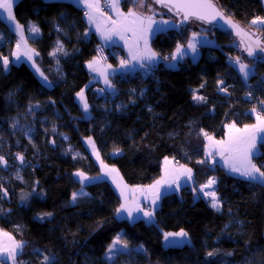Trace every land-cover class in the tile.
<instances>
[{
	"label": "trees",
	"instance_id": "1",
	"mask_svg": "<svg viewBox=\"0 0 264 264\" xmlns=\"http://www.w3.org/2000/svg\"><path fill=\"white\" fill-rule=\"evenodd\" d=\"M213 1L242 27L264 38V30L252 23L264 17L262 0ZM151 4L165 11L166 17L176 18L153 0ZM133 6L131 0L124 3L125 8ZM14 16L26 28L29 24L39 28L40 36L29 42L53 83L51 88L44 86L26 64L5 71L2 58L11 55L15 37L0 20V126L24 115L22 130L27 125L35 130L33 145L22 130L13 133L9 128L0 143V157L1 144L8 143L9 160L24 154L28 164L26 185L18 184L10 201L0 194V229L25 243L19 264H42L45 256L50 264H107L108 248L120 234L130 247L143 249L132 264H264V186L233 177L204 156L207 136L223 138L231 122L252 123L253 108L264 117V62L249 60L230 33L191 21L186 27L159 33L154 49L171 58L178 44L187 45L197 33L190 26L193 22L206 27L217 46L202 48L197 61L186 58L178 68L167 66L166 59L147 79L116 75V91L102 95L101 85L93 82L86 68L99 41L89 34L82 9L69 2L19 0ZM58 40L66 53L53 55ZM237 57L256 66L248 84L234 69ZM111 61L117 62L114 57ZM221 84L227 96L221 94ZM131 89L137 94H131ZM141 90H146L143 98L138 95ZM82 91L90 118L77 100ZM104 100H108L105 106ZM119 101L126 106L119 108ZM62 134L82 159L64 154L67 142ZM85 140L93 142L102 165L115 169L130 187L154 184L166 159L178 158L194 170L196 186L217 181L219 209L209 211L189 191L182 198L166 196L153 224L119 220L116 214L122 201L103 178V166L95 162ZM256 163L264 165V143ZM78 172L87 179L81 182ZM82 188L87 195L73 201L72 194ZM178 231L188 233L191 244L166 247L165 233ZM209 252L215 255L209 257Z\"/></svg>",
	"mask_w": 264,
	"mask_h": 264
},
{
	"label": "crops",
	"instance_id": "2",
	"mask_svg": "<svg viewBox=\"0 0 264 264\" xmlns=\"http://www.w3.org/2000/svg\"><path fill=\"white\" fill-rule=\"evenodd\" d=\"M19 0H14L13 4V14H14V8ZM45 2H69L75 5L76 7L80 8L84 12V18L86 21V24L88 26V32L89 34L95 35V37L98 39L99 44L103 45L107 50H112L113 48H120L127 58L129 59V64L124 67L122 65H119L118 62H110L109 64L103 66L100 63L97 62V60L94 58L92 61L88 62L86 64L87 70L92 75L93 82L100 84L101 87L104 89V91L108 94H113L116 91V84L114 82V78L118 72H125V71H136L142 69L140 67V64L143 63L145 65L149 66H159L163 61L161 59V55L154 49L153 47V40L154 38L162 32H167L173 29L179 28L178 20L177 18L173 17H166L165 11L161 9H153L152 11H148L147 8L143 10H139L143 12L144 16H151L154 23L149 25L147 22H145L143 25H140L139 23L131 24L130 21L133 19L132 17H128L127 13L129 9H133L134 11H137L136 8H125L124 3L126 0H120V4L118 6V10L116 8L112 7V0H97V7H94L92 9H89L84 0H44ZM134 3V0H131V3ZM264 5V0H262ZM152 5V4H150ZM90 13L94 20L89 21L88 16L85 15V13ZM123 13L124 15H121ZM7 13L3 12V10H0V20L4 22L8 28V31L15 37V43L14 48L12 50V53L8 57L2 58V65L6 72H8L13 65H20V64H26L28 65L31 70L36 74L40 82L46 86L51 88L53 86L52 81L49 79V77L45 74L42 67L39 64V53L36 51L30 44L29 39L30 38H37L40 36V32H31L30 26L33 24H29V26L26 28L22 24H20L16 18L14 22H9V20L6 18ZM264 18V17H263ZM119 20L120 23L116 24L114 21ZM15 23H19L22 26L21 30H17L15 28ZM36 25V24H35ZM258 28L264 30V25L257 22L255 24ZM37 26V25H36ZM124 28H128L130 30L124 31ZM151 29L150 31H147L148 29ZM197 31V40L193 41L196 43V52L193 53L190 48H188V44L182 46V54L178 55L176 59L168 58L165 62L167 66L170 68H178L180 64L186 59L190 58L194 62L197 61L201 56V49L204 47H215L217 46V43L215 39H213L209 34L205 32L207 30L206 27L201 26L200 24H197L193 27ZM131 29H135L136 31L133 32ZM204 31V32H203ZM105 36H109V39H105ZM123 36V38H121ZM144 36L147 39V48L150 49L152 52L156 53V56L153 60L149 61L147 59H133L131 52L137 51V45L139 47L140 53L145 52V45H144V39H138V37ZM193 34L190 37V40H192ZM189 40V41H190ZM19 45V47H17ZM38 53V55H37ZM176 51L174 52V54ZM31 56V59L28 57ZM19 57V58H18ZM8 60L7 66L4 65V59ZM242 63H245L249 66L250 75L247 79L244 78L243 74L239 72V65L236 63V61L233 62L234 69L237 71V73L240 75L241 79L245 84H248L250 79L256 74V66L253 64H249L245 62L244 60L240 59ZM92 64V67H89V64ZM109 65L111 67H109ZM39 69V71H37ZM95 69V70H93ZM41 73H43V76H41ZM108 74V79L111 82L112 87H109L105 83V75ZM44 77H47V80H44ZM83 95L84 91L81 92ZM78 102L83 106L85 103V99L83 97V100L81 99L80 95L77 97ZM88 105V104H87ZM89 107L88 111L89 112ZM86 112V118L91 117V113ZM252 115L254 116V121L250 124L246 125H257L256 128H248L245 130V126H238L236 123L231 122L228 123L225 126V133L223 138H216L213 135L207 136L205 138L204 142V156L205 159L212 164H218L222 168L225 169V171L236 178L246 180L245 178L241 177L239 173L231 172L230 168L225 165L224 158L227 157L229 154L227 152L224 153V156L220 154L221 152V146L218 145L217 141H224L225 143H228L230 140V135H245L248 137H255V147L252 149L254 153L253 157V163H256V158L260 154V146L264 143V139H261L264 137V124L261 123V121L258 119L257 111L253 112ZM261 117V116H260ZM235 124V129H230L228 126ZM236 129H239L240 131L237 132ZM85 145L89 149L93 159L96 163H98L100 166H103L100 160L99 153L97 152V149L93 142L91 140H85ZM185 169H191V178H189L188 173L185 171ZM103 178L109 180L113 187L115 188L116 192L118 193L122 204L127 205V207L134 209L132 212V217H128L127 211H122L121 214L117 216L119 220H127L131 224L134 222H137L139 220H144L147 224H153L156 222V211L160 208L161 203L163 199L166 196H177L179 198H182L184 194L187 192L193 194V199L196 202H199L200 205L205 206L206 200H208L209 196H206L204 193L208 192L207 190L201 191V186H196V180L194 176V170L184 163H174L172 159H168L167 163L165 162L164 167L161 172V176L158 178L157 181H160V183L157 185L156 182L149 186H155V187H149V186H136V187H130L127 185L124 180L121 178L119 173L113 168H107L103 166ZM214 180V183L212 185V188L215 190L216 180ZM248 181V180H247ZM211 188V187H210ZM158 197V198H157ZM208 198V199H207ZM155 200V203L153 201ZM142 208L145 211H151L152 216H144V213L142 211H137L135 209ZM1 230V229H0ZM8 233V236H4L2 233H0V245H4L7 247H14L16 243H22L23 249L25 246V243L18 240L12 233L8 231H4ZM173 232V233H179ZM184 232V231H183ZM171 233V232H170ZM11 237V239H9ZM176 240L168 241L164 238V245L166 247H184L191 244V238L187 233L186 237H176ZM22 249V252H23ZM21 252V254H22ZM20 254V256H21ZM19 256V257H20ZM18 257V258H19ZM7 264H12L11 261H7ZM19 264V261H18Z\"/></svg>",
	"mask_w": 264,
	"mask_h": 264
},
{
	"label": "snow or ice",
	"instance_id": "3",
	"mask_svg": "<svg viewBox=\"0 0 264 264\" xmlns=\"http://www.w3.org/2000/svg\"><path fill=\"white\" fill-rule=\"evenodd\" d=\"M86 6L89 9H92L94 7H97V0H84ZM156 3H160L162 6H167L165 4V0H155ZM170 3L174 7H176L177 11H184V19L187 20L189 16H193L198 20L202 21H208L211 22L214 20L216 17H220V19H224L226 23H231L229 19H226L224 16V13L222 10L217 8L213 3L212 0H169ZM13 4L14 0H0V10H3V12L7 13V19L9 22H14L15 21V16L13 14ZM120 4V0H112V7L116 8L118 10V6ZM151 0H134V8L137 9V11H134L133 9H129L127 16L132 17L133 19L130 21L131 24H136L139 23L140 25H143L145 22H147L149 25L154 23L152 20L151 16H144L142 11L146 9L148 11H152L151 7ZM171 10V8L169 9ZM86 16H88L89 21H93L94 18L93 16L86 12ZM121 15H124L121 13ZM259 22L260 24L264 25V18L257 17L256 20H253L252 23L256 24ZM114 23L119 24L120 21H114ZM231 26L234 29H238V26L236 24H231ZM15 28L17 30H21L22 26L19 23H15ZM124 31H128L130 29L124 28ZM133 32H135V29H131ZM151 29L149 28L147 31H150ZM30 31L31 32H39V28L33 24L30 26ZM239 31V30H238ZM109 36H105V39H109ZM123 38V36L121 37ZM138 39H144V45H145V52L140 53L139 47L137 45V51L136 52H131L130 54L132 55L133 59H147L149 61L153 60L156 56L155 52H152L150 49L147 48V39L144 36L138 37ZM197 40V34L193 33L192 40L188 42V48L192 50L193 53L196 52V43L193 41ZM19 47V45H17ZM182 46L177 45L176 47V53L173 54L172 59H176L178 55L182 54ZM261 51H264V49H261ZM38 55V53H37ZM55 55V53H53ZM248 55L252 56L253 52L251 49L248 50ZM19 58V57H18ZM31 59V56L28 57ZM167 59V58H166ZM236 63L239 65V72L243 74L244 78L247 79L248 76L251 74L249 70V66L245 63H242L240 59L237 57L236 58ZM8 60L5 58L4 59V65L7 66ZM121 65L126 67L127 66V61L126 60H121ZM89 67H92V64H89ZM109 67H111L109 65ZM140 67L144 68L146 67L145 64L141 63ZM95 70V69H93ZM39 71V69H37ZM105 75V83L109 86L112 87L110 80L108 79V74ZM41 76H43V73H41ZM44 80H47V77H44ZM222 83V82H221ZM46 86H51L46 85ZM222 91H226V89H221ZM81 99L83 100V94L79 93ZM194 99L197 100H204V97L202 96H194ZM261 103H264L262 101ZM84 111H88V105L85 102L84 105ZM253 112L256 111L255 108L252 109ZM258 119L261 121L262 124H264V117L258 116ZM230 129H235L236 126L235 124L229 125L228 126ZM257 125H246L245 130L248 128H256ZM237 132H239V129H236ZM207 135V133H205ZM261 139H264L262 137ZM218 145L221 146V152L220 154L224 156V153L227 152L229 155L224 158V163L230 168L231 172H236L239 173V175L249 182H254V183H259L262 186H264V165L258 166L257 164L253 163V157L254 153L252 149L255 147V137H248L245 135H230V140L228 143H225L224 141H217L216 142ZM21 161H23V157L19 156L18 157ZM75 158V157H74ZM167 163V159L165 161ZM0 164H5L6 161L4 160L3 157H0ZM185 171L188 173L189 178H191V169H185ZM76 175L81 177V182L83 180L87 179V177L84 176L83 173L78 172ZM160 181H157L156 184L158 185ZM214 183L213 179L208 180L207 184L203 185L201 188V191H203L204 188H210ZM149 187H155L149 186ZM206 196H210L211 199V206L213 208L219 209L220 207V202L217 198V193L216 191H210L204 193ZM77 193L72 194V199L75 201L77 199ZM79 195H87L86 192L83 191V188L81 189V192ZM158 198V197H157ZM155 203V200L153 201ZM134 209L127 207V205L122 204L120 208L117 209V215L119 216L122 211H127L128 217H132V212ZM137 211H142L144 213V216L151 217L152 212L151 211H145L142 208L135 209ZM45 215H51L50 213H46ZM42 219V217H41ZM0 233H2L4 236H8V233L3 232V230H0ZM173 236H178V237H186L187 233L186 232H179V233H165V240H167L169 237ZM11 239V237H9ZM122 245L123 248H127L128 244L127 241H122L120 237H117L112 245L109 246L108 251L106 253V258L108 260H111L113 258L114 254H119L120 249L116 248V245ZM23 249V244L22 243H16L14 247H7L4 245H0V264H7V261H11L12 264H18V257L20 256L21 252ZM215 255L213 252H209L208 256L211 257ZM42 264H50V258L45 256L43 258Z\"/></svg>",
	"mask_w": 264,
	"mask_h": 264
},
{
	"label": "rangeland",
	"instance_id": "4",
	"mask_svg": "<svg viewBox=\"0 0 264 264\" xmlns=\"http://www.w3.org/2000/svg\"><path fill=\"white\" fill-rule=\"evenodd\" d=\"M150 7H151L152 10L156 9L153 4L150 5ZM156 11H157V9H156ZM195 25H196V22H193V23L190 24L191 27H194ZM59 32L63 33L65 35V33L63 32L62 29H59ZM113 49H116V48H113ZM54 53L56 55L65 54L66 53L64 44H63V42L61 40L57 41L56 49H55ZM95 59L97 60L98 63H100L97 58H95ZM161 59H162V55H161ZM100 64L103 65V66L107 65V64H102V63H100ZM118 64L121 65V63H119V62H118ZM128 64H129V59H128L127 65ZM146 67H147V65H146ZM60 70H61V68L58 66L57 67V71H60ZM127 72H129V71L118 72L116 75H118L120 73H127ZM223 86H224V84H223ZM221 88L225 89L223 87H221ZM145 91L146 90H141L138 93L139 97L143 98L145 96ZM130 93L131 94L132 93L133 94H137V92L136 91H132V89L130 90ZM83 97L85 99V102L87 103L86 93H84ZM106 103H108V100H104L102 105L105 106ZM116 105L119 108H123V107L126 106L123 101L117 102ZM88 107H89V110H90L89 104H88ZM89 112H87V113H89ZM28 115H32V109H29ZM25 119H26V116L22 115V116H19V117L10 118L7 121H5V123L0 126V143L5 141L4 136H3L4 129L9 128V129L12 130L13 133H16V132L22 130L21 126H22V123L24 122ZM22 131H23L24 136L27 139L28 143L30 145H33L34 144V135H35V130H34L33 126L27 125ZM62 137L67 142V145H66V147L64 149V154L66 156L71 157L74 160L82 159L83 155L80 152L75 151L73 149V147L68 144L69 137L67 135H65V134H62ZM190 139H191V137H189L188 140H190ZM1 145L4 148V151H3L2 155H1V157H3L4 160L6 161V165L5 164H0V194L3 195V194L6 193L8 195L14 196L13 193H14L15 189L17 188L18 184L19 185L20 184L21 185H26V181H25V176L24 175H25L26 169L28 167V164H26L25 161H23L22 165L19 164V158L18 157L19 156L24 157V154H19L18 153V155L14 156V158L12 160H9L11 158V155H10L11 147L8 146V143L1 144ZM18 147H21L20 143H18ZM2 189L4 190V192L2 191ZM205 190H207L208 192L215 191L212 188V186H211V188H204L203 189V191H205ZM79 193H77L78 194L77 197L83 196V195H79ZM208 198H207L208 200H206V204H205L207 206V209L209 211H211L213 209H216V208H213L211 206V199L212 198L210 196ZM2 211H3V206H2V202L0 201V213H2ZM171 233H173V232H171ZM118 237H120L122 241H125V240H123L124 236L122 234H120V236H118ZM176 237H178V236L169 237L168 241L176 240L177 239ZM116 248L120 249V252H119V254H114L113 258L111 260H108L106 258V256H105V261H106L107 264H132V262L134 263L137 260L138 254L142 253V250H143L141 246L130 247L128 245L127 248H123L122 245H119V244L116 245Z\"/></svg>",
	"mask_w": 264,
	"mask_h": 264
},
{
	"label": "water",
	"instance_id": "5",
	"mask_svg": "<svg viewBox=\"0 0 264 264\" xmlns=\"http://www.w3.org/2000/svg\"><path fill=\"white\" fill-rule=\"evenodd\" d=\"M155 2V0H153ZM156 3V2H155ZM212 3L219 8L214 1L212 0ZM165 4L167 6H162L160 3H156L158 7H164L166 10L178 20L179 26L186 27L191 21H197L199 23L205 24L207 26H212L213 28H216L218 30L225 31L227 33H230L233 37L237 39V43L239 44L241 50L244 52L246 57L255 62H264V51H261V49H264V38L258 33V31L255 30H247L244 27H242L239 23H237L234 19L227 16L226 13L223 11L224 16L226 19H229L231 23H226L224 19H220V17H216L211 22L208 21H202L198 20L193 16H189L187 20L184 19V11H177L176 7L172 5V3L169 2V0H165ZM171 8V10H169ZM220 9V8H219ZM221 10V9H220ZM231 24H236L238 26V29H234ZM239 30V31H238ZM251 49L253 52L252 56L248 55V50ZM221 87H223V84H221ZM100 92L102 95H104L106 92L103 88H100ZM221 94L224 96L228 95L227 90L221 91ZM19 164L22 165L23 161L19 159ZM5 197L8 201H10V197L8 194L5 193Z\"/></svg>",
	"mask_w": 264,
	"mask_h": 264
},
{
	"label": "built area",
	"instance_id": "6",
	"mask_svg": "<svg viewBox=\"0 0 264 264\" xmlns=\"http://www.w3.org/2000/svg\"><path fill=\"white\" fill-rule=\"evenodd\" d=\"M114 57L117 62L121 63V60H126L128 63V58L125 56L124 52L120 48H116L113 50H107L103 45H97L95 49V58L102 64H109L111 62V58ZM166 56H162V61L166 60ZM156 67L155 66H147L140 70L129 71L127 73L118 74L121 79L125 78H135V76H141L142 78H149L155 74ZM174 163H180L178 158H172Z\"/></svg>",
	"mask_w": 264,
	"mask_h": 264
}]
</instances>
